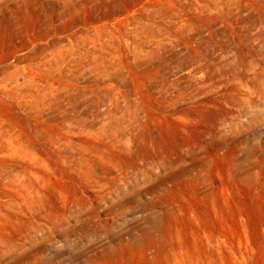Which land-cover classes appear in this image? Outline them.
Returning <instances> with one entry per match:
<instances>
[{
  "label": "rangeland",
  "instance_id": "374dc122",
  "mask_svg": "<svg viewBox=\"0 0 264 264\" xmlns=\"http://www.w3.org/2000/svg\"><path fill=\"white\" fill-rule=\"evenodd\" d=\"M0 264H264V0H0Z\"/></svg>",
  "mask_w": 264,
  "mask_h": 264
}]
</instances>
